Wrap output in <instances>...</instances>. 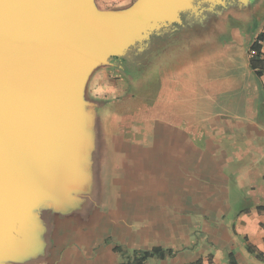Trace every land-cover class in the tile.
Wrapping results in <instances>:
<instances>
[{"label": "crops", "instance_id": "1", "mask_svg": "<svg viewBox=\"0 0 264 264\" xmlns=\"http://www.w3.org/2000/svg\"><path fill=\"white\" fill-rule=\"evenodd\" d=\"M134 1L95 3L107 10ZM252 2L217 3L152 36L147 50L179 40L204 48L188 51L208 60L200 64L202 113L180 118L182 125L154 121L147 147L101 118L104 180L90 191L89 211L55 218L43 255L27 264H134L135 255L156 248L159 255L141 264H264V40L250 53L264 18L241 43L228 23L251 14Z\"/></svg>", "mask_w": 264, "mask_h": 264}, {"label": "water", "instance_id": "2", "mask_svg": "<svg viewBox=\"0 0 264 264\" xmlns=\"http://www.w3.org/2000/svg\"><path fill=\"white\" fill-rule=\"evenodd\" d=\"M227 2L102 10L95 0H0V264L37 260L55 218L89 211L105 162L96 114L104 101L86 92L93 72L147 50L173 21Z\"/></svg>", "mask_w": 264, "mask_h": 264}, {"label": "rangeland", "instance_id": "3", "mask_svg": "<svg viewBox=\"0 0 264 264\" xmlns=\"http://www.w3.org/2000/svg\"><path fill=\"white\" fill-rule=\"evenodd\" d=\"M97 1L102 8H113L122 0ZM252 1L251 14L240 12L239 19L228 20L233 26L229 28L233 29L231 34L240 43L260 27L264 18V1L258 10H255L258 0ZM194 44L193 41L179 40L169 48L149 49L142 56L130 59L135 63L131 67H117L111 60L113 66L95 70L89 78L86 92L90 98L104 101L96 109L100 122L101 118L114 122L118 135L138 139V143L147 147L151 143L149 127L154 121L182 125L180 118L185 120V117L200 115L203 110L198 105L201 67L208 60L200 58L199 52L202 53L204 48ZM189 50L199 52L190 53ZM210 80L215 84L216 75ZM185 85L188 91L181 94L179 89ZM101 126L103 131L104 123L101 122Z\"/></svg>", "mask_w": 264, "mask_h": 264}, {"label": "trees", "instance_id": "4", "mask_svg": "<svg viewBox=\"0 0 264 264\" xmlns=\"http://www.w3.org/2000/svg\"><path fill=\"white\" fill-rule=\"evenodd\" d=\"M264 39V32H260L255 40L253 41L251 48L255 49L256 51H258L260 49V46L257 44L258 41L263 40ZM160 250L158 248L152 250V251H146V252H141L138 255H135L134 258L131 260V263L134 264H141L142 262H144L147 258L149 257H153L155 255H159ZM162 256V255H161Z\"/></svg>", "mask_w": 264, "mask_h": 264}, {"label": "flooded vegetation", "instance_id": "5", "mask_svg": "<svg viewBox=\"0 0 264 264\" xmlns=\"http://www.w3.org/2000/svg\"><path fill=\"white\" fill-rule=\"evenodd\" d=\"M113 61L115 62V66H117V67H123L124 66V68H125V66L126 67H128V66L131 67L132 65H135V63H133L134 61H127V60H124V59L114 58Z\"/></svg>", "mask_w": 264, "mask_h": 264}, {"label": "built area", "instance_id": "6", "mask_svg": "<svg viewBox=\"0 0 264 264\" xmlns=\"http://www.w3.org/2000/svg\"><path fill=\"white\" fill-rule=\"evenodd\" d=\"M263 40H264V39H263ZM263 40L258 41L257 44H258L259 46H261V42H262ZM251 49H252V48H251ZM250 53H251L252 55H254V54L256 53V50H255V49H252Z\"/></svg>", "mask_w": 264, "mask_h": 264}]
</instances>
